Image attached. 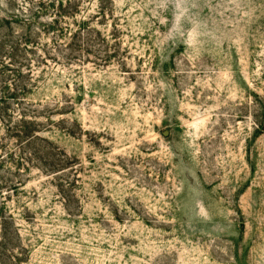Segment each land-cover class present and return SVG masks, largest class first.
<instances>
[{
	"label": "rangeland",
	"instance_id": "rangeland-1",
	"mask_svg": "<svg viewBox=\"0 0 264 264\" xmlns=\"http://www.w3.org/2000/svg\"><path fill=\"white\" fill-rule=\"evenodd\" d=\"M0 264H264V0H0Z\"/></svg>",
	"mask_w": 264,
	"mask_h": 264
}]
</instances>
